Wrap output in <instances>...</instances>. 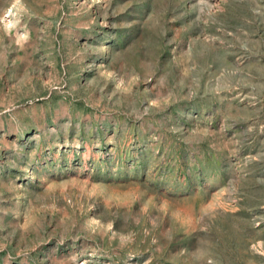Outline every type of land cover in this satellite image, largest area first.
I'll return each mask as SVG.
<instances>
[{
  "label": "rangeland",
  "instance_id": "1",
  "mask_svg": "<svg viewBox=\"0 0 264 264\" xmlns=\"http://www.w3.org/2000/svg\"><path fill=\"white\" fill-rule=\"evenodd\" d=\"M0 264H264V0H0Z\"/></svg>",
  "mask_w": 264,
  "mask_h": 264
}]
</instances>
